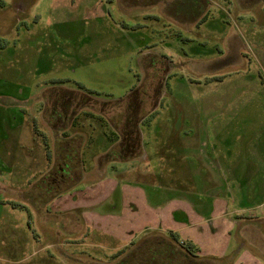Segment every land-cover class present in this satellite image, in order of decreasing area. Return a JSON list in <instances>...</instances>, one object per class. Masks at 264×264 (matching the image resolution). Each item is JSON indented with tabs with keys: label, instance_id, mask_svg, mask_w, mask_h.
<instances>
[{
	"label": "rangeland",
	"instance_id": "rangeland-1",
	"mask_svg": "<svg viewBox=\"0 0 264 264\" xmlns=\"http://www.w3.org/2000/svg\"><path fill=\"white\" fill-rule=\"evenodd\" d=\"M162 2L0 0V264H264V0Z\"/></svg>",
	"mask_w": 264,
	"mask_h": 264
},
{
	"label": "crops",
	"instance_id": "crops-1",
	"mask_svg": "<svg viewBox=\"0 0 264 264\" xmlns=\"http://www.w3.org/2000/svg\"><path fill=\"white\" fill-rule=\"evenodd\" d=\"M168 2H169V0H166V2L163 0V2L159 5H162V7H163V6H166V4H167V6L169 7L170 3H168ZM165 12L168 15L170 14V12L168 10H166ZM195 19H196V16L190 20L195 21ZM60 117H62V115H60ZM125 127L128 128L130 126H125ZM135 128L137 129V126ZM127 131H128V129H127ZM233 213H234L233 211H226V212L219 211L216 213L218 218H220V216L225 214L227 221H226V223H223L220 226V227H222L221 231L219 230L220 227L218 224H217V227L214 226V231H217V232H215V234L212 237H210V240L217 241L214 244L219 245L220 244L219 242L221 240L225 239L226 240L225 241L226 247L234 245L233 244V238L234 237H235V239L239 240V244H241L242 247L248 245V243H251V242L254 244V247L259 246V244H264V241L263 240L261 241V239H259L263 234V222L259 219L256 220V219H253L251 217L252 220H248L247 222H249V223L246 224V222L244 221L245 219H236V220L231 219L230 216ZM245 239H248V241ZM187 241L191 242L193 245H195V247H198L199 249L201 246L207 245V243H209V242H206V240L203 241L201 238H198V236L195 234V232H193V235H189V238L187 239ZM261 247H262V245H261ZM261 247H260V251L263 253L262 256L264 257V248L262 249ZM205 253H207V252H205ZM205 253L203 251V255H205Z\"/></svg>",
	"mask_w": 264,
	"mask_h": 264
},
{
	"label": "trees",
	"instance_id": "trees-1",
	"mask_svg": "<svg viewBox=\"0 0 264 264\" xmlns=\"http://www.w3.org/2000/svg\"><path fill=\"white\" fill-rule=\"evenodd\" d=\"M183 247L185 248L188 254L197 256V254L194 251L196 247L191 242H187L185 245L183 244Z\"/></svg>",
	"mask_w": 264,
	"mask_h": 264
},
{
	"label": "flooded vegetation",
	"instance_id": "flooded-vegetation-1",
	"mask_svg": "<svg viewBox=\"0 0 264 264\" xmlns=\"http://www.w3.org/2000/svg\"><path fill=\"white\" fill-rule=\"evenodd\" d=\"M135 126H137V125H135Z\"/></svg>",
	"mask_w": 264,
	"mask_h": 264
}]
</instances>
